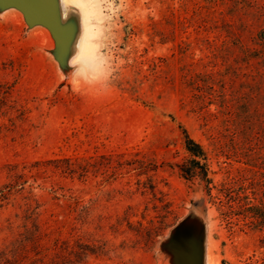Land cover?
<instances>
[{
	"label": "rangeland",
	"instance_id": "rangeland-1",
	"mask_svg": "<svg viewBox=\"0 0 264 264\" xmlns=\"http://www.w3.org/2000/svg\"><path fill=\"white\" fill-rule=\"evenodd\" d=\"M49 1L0 0V264H264V0Z\"/></svg>",
	"mask_w": 264,
	"mask_h": 264
},
{
	"label": "trees",
	"instance_id": "trees-1",
	"mask_svg": "<svg viewBox=\"0 0 264 264\" xmlns=\"http://www.w3.org/2000/svg\"><path fill=\"white\" fill-rule=\"evenodd\" d=\"M180 128L183 135L184 148L188 153V158L182 165H180L182 175L186 178L200 177L202 181H205L208 184L211 183V180L208 177L207 156L203 147L188 134L185 128ZM66 162L68 163V170L71 171L72 166L69 165V160ZM14 177L22 178L24 177V174H17L14 175ZM13 189L14 187L11 182L5 183L0 187V207L8 201L10 195H12ZM255 214H257L256 216L260 219L259 221L264 224V214H259L257 211Z\"/></svg>",
	"mask_w": 264,
	"mask_h": 264
},
{
	"label": "water",
	"instance_id": "water-1",
	"mask_svg": "<svg viewBox=\"0 0 264 264\" xmlns=\"http://www.w3.org/2000/svg\"><path fill=\"white\" fill-rule=\"evenodd\" d=\"M29 18L50 21L52 12L49 0H12Z\"/></svg>",
	"mask_w": 264,
	"mask_h": 264
},
{
	"label": "bare ground",
	"instance_id": "bare-ground-1",
	"mask_svg": "<svg viewBox=\"0 0 264 264\" xmlns=\"http://www.w3.org/2000/svg\"><path fill=\"white\" fill-rule=\"evenodd\" d=\"M56 13H57V15H58L59 22H60V23H63L64 20H65L66 18H65V16L63 15L62 10H61L60 12H56Z\"/></svg>",
	"mask_w": 264,
	"mask_h": 264
}]
</instances>
